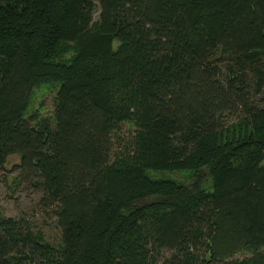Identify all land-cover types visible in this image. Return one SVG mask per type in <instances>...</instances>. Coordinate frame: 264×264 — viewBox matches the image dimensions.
Masks as SVG:
<instances>
[{"label": "trees", "instance_id": "trees-1", "mask_svg": "<svg viewBox=\"0 0 264 264\" xmlns=\"http://www.w3.org/2000/svg\"><path fill=\"white\" fill-rule=\"evenodd\" d=\"M13 155L61 240L0 215V264H264V0H0Z\"/></svg>", "mask_w": 264, "mask_h": 264}, {"label": "rangeland", "instance_id": "rangeland-1", "mask_svg": "<svg viewBox=\"0 0 264 264\" xmlns=\"http://www.w3.org/2000/svg\"><path fill=\"white\" fill-rule=\"evenodd\" d=\"M98 4V1H96ZM98 11V9H97ZM98 14V13H97ZM58 87L43 86L36 90L30 113L36 112L41 119L54 121ZM20 162L18 155L9 158L3 169H0V215L23 219L33 231L41 230L46 239L52 243H59L61 230L54 209L44 208L41 204L42 192L39 185L14 171V165ZM186 171L167 173V175L187 180ZM154 177L164 176L163 172L150 171ZM171 254L167 252L165 257ZM249 252L237 254L234 258L241 259L251 256Z\"/></svg>", "mask_w": 264, "mask_h": 264}]
</instances>
